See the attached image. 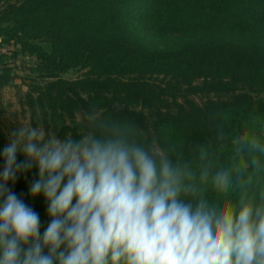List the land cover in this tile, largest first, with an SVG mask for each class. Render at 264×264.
<instances>
[{
    "label": "trees",
    "instance_id": "obj_1",
    "mask_svg": "<svg viewBox=\"0 0 264 264\" xmlns=\"http://www.w3.org/2000/svg\"><path fill=\"white\" fill-rule=\"evenodd\" d=\"M137 22L186 31L188 39L192 31L228 39L152 46L132 37L137 31L125 36ZM0 37L36 57L30 68L45 80L27 94L32 108L58 116L103 108L166 156L210 205L236 204L241 196L260 202L264 152L250 148L239 161L229 155L235 130L251 132L264 122V98L254 94L264 91V0H0ZM4 57L0 88L15 77ZM78 67L88 70L76 78L61 75ZM79 129L64 124L61 137L78 138ZM5 141L0 130V149ZM218 172L228 173L223 190L215 184ZM36 177L33 168L9 187L39 213L43 230L46 202L36 207L29 193Z\"/></svg>",
    "mask_w": 264,
    "mask_h": 264
},
{
    "label": "clouds",
    "instance_id": "obj_2",
    "mask_svg": "<svg viewBox=\"0 0 264 264\" xmlns=\"http://www.w3.org/2000/svg\"><path fill=\"white\" fill-rule=\"evenodd\" d=\"M249 146L264 152L256 138ZM0 159V264H264V195L224 207L184 199L195 189L180 170L103 108L84 112L78 138L21 121ZM33 168L43 230L9 187ZM215 184L225 189L228 173Z\"/></svg>",
    "mask_w": 264,
    "mask_h": 264
},
{
    "label": "rangeland",
    "instance_id": "obj_3",
    "mask_svg": "<svg viewBox=\"0 0 264 264\" xmlns=\"http://www.w3.org/2000/svg\"><path fill=\"white\" fill-rule=\"evenodd\" d=\"M141 19H145L144 16H138ZM138 26L132 30L125 31V36L129 37L133 32H139V36L134 34L132 37H137L138 41L142 44H148L152 46H165V45H179L187 43L188 41H224L227 40V36L219 35L213 31L189 32L192 37L188 39L185 35L186 31L172 32V31H160L155 26H146L137 22ZM197 32V33H196ZM0 53L4 54V60L12 67V72L15 77L11 83L0 88V106L2 111L0 112V130L6 135L5 145L9 142V131L17 127L21 121H30L33 125L40 123L45 129H51L57 132L61 136V130L64 124L75 125L79 124L81 132L83 125L84 112L79 111L74 116H58L48 111L45 114L40 106L35 109L28 103V92L31 91L32 86L36 83H43L45 77L39 76L37 72L31 70L30 66L35 63L36 57L27 52H24L20 48V44L14 40L2 43L0 37ZM1 64V62H0ZM88 68H73L66 72L61 73L65 78H76L83 75ZM164 76L158 75V80H161ZM168 79V78H167ZM34 95L37 92H33ZM255 95L264 98V91L254 92ZM196 101L201 102L204 98L200 95L193 97ZM252 138H256L259 143L264 142V122L257 124L253 131L243 132L241 130H235L233 132V139L231 142V152L229 155L230 160L239 161L240 157L250 149L249 141ZM161 151V148L158 147ZM0 168L2 166L0 165ZM186 200H190L195 203L200 199L199 193L195 191V195L189 193L183 197ZM32 200L36 207H40L44 201L42 196L36 198L32 197Z\"/></svg>",
    "mask_w": 264,
    "mask_h": 264
}]
</instances>
